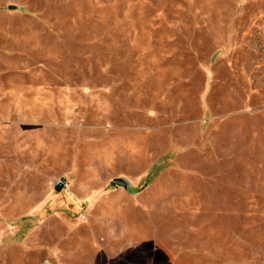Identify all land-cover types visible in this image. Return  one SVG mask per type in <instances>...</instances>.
I'll list each match as a JSON object with an SVG mask.
<instances>
[{
	"label": "rangeland",
	"instance_id": "1",
	"mask_svg": "<svg viewBox=\"0 0 264 264\" xmlns=\"http://www.w3.org/2000/svg\"><path fill=\"white\" fill-rule=\"evenodd\" d=\"M0 264H264V0H0Z\"/></svg>",
	"mask_w": 264,
	"mask_h": 264
},
{
	"label": "built area",
	"instance_id": "2",
	"mask_svg": "<svg viewBox=\"0 0 264 264\" xmlns=\"http://www.w3.org/2000/svg\"><path fill=\"white\" fill-rule=\"evenodd\" d=\"M54 187L68 189L70 187V182L67 178L59 177L54 180Z\"/></svg>",
	"mask_w": 264,
	"mask_h": 264
},
{
	"label": "water",
	"instance_id": "3",
	"mask_svg": "<svg viewBox=\"0 0 264 264\" xmlns=\"http://www.w3.org/2000/svg\"><path fill=\"white\" fill-rule=\"evenodd\" d=\"M115 181H116L119 185H126L125 180L122 179V178H116Z\"/></svg>",
	"mask_w": 264,
	"mask_h": 264
}]
</instances>
